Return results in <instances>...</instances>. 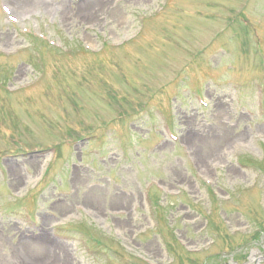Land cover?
Instances as JSON below:
<instances>
[{
  "label": "rangeland",
  "instance_id": "1",
  "mask_svg": "<svg viewBox=\"0 0 264 264\" xmlns=\"http://www.w3.org/2000/svg\"><path fill=\"white\" fill-rule=\"evenodd\" d=\"M18 2L0 264H264V0Z\"/></svg>",
  "mask_w": 264,
  "mask_h": 264
},
{
  "label": "bare ground",
  "instance_id": "2",
  "mask_svg": "<svg viewBox=\"0 0 264 264\" xmlns=\"http://www.w3.org/2000/svg\"><path fill=\"white\" fill-rule=\"evenodd\" d=\"M16 1H18V0H16ZM19 1H20V3L18 2V4L15 6L21 7V8L25 7L24 2L21 3L22 0H19ZM24 1H26V0H24ZM30 240H32V239H24L23 241L30 242ZM34 240H36V239H34ZM34 240L32 241L33 242L32 245L29 246V244H24V245L22 244L21 246H18L17 250L20 251L21 254H25V255H27L29 253L28 252L29 250L31 253H34L37 255L45 254L46 253V249L44 247L45 240H43V239H40L37 241H34ZM47 251H48V249H47Z\"/></svg>",
  "mask_w": 264,
  "mask_h": 264
}]
</instances>
